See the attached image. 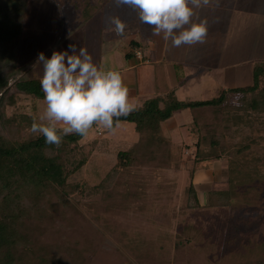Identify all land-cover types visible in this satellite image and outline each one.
I'll list each match as a JSON object with an SVG mask.
<instances>
[{
	"label": "rangeland",
	"instance_id": "rangeland-1",
	"mask_svg": "<svg viewBox=\"0 0 264 264\" xmlns=\"http://www.w3.org/2000/svg\"><path fill=\"white\" fill-rule=\"evenodd\" d=\"M95 1L92 0L91 3L94 4ZM100 4L98 13L96 12L80 29L78 12L68 0H29L23 15L24 26L18 63L25 66L30 62L25 69L26 72L30 71V74H27L30 79L41 80L43 68L42 64L37 63L41 52L46 58H51L55 48L59 47L54 51H70L69 44H76L78 48L84 46L102 70L121 73L129 89V101L136 107L141 106L145 100L160 95H171L181 101H203L218 97L221 91L211 89L215 85L206 86L207 90H201L203 86L198 81V75L203 69L209 72L213 81L217 84L220 82L221 87L224 84L227 89L252 84L253 63L245 62L246 64L238 69L234 68L232 72L224 74L223 70L217 68L226 62L229 56L226 55L231 53V50L216 58L213 45L211 50L199 47L203 53L201 56H193V62L186 60L183 54L179 55L180 59L173 60L174 58L171 59L165 53L164 62L158 64L161 58L154 60L150 57V52H143V56L150 58H146L148 61L144 59V64L140 65V61H136L135 55L131 54L130 62L136 66L124 72L125 63L127 64L124 54L133 52L130 51L132 40L142 42L145 47L149 43L148 38L153 40L155 36L152 34L153 29L148 25L139 27L136 21L137 12L126 5L118 7L113 0H100ZM240 9L241 4H235L232 17L235 18L238 11L241 12ZM110 16H119L126 22L127 28L123 37L117 36L113 26L108 23ZM240 18L235 20L246 26V18ZM78 29L80 30L75 32ZM106 32L118 38L114 54L99 53L98 39ZM69 35L71 37L64 41ZM155 42L158 46L171 45L170 41L163 42V38L160 43L158 40ZM261 44V53L264 54V42ZM258 45L259 43L252 42L248 37L244 45L236 48L238 51L234 50L233 55L241 53L242 57L236 56L235 60L245 58L244 60L248 61L250 57L253 58L252 52ZM168 61H173L171 63L174 64V71L171 73H167ZM137 66L142 71L141 76L140 71L136 70ZM160 68L162 71L166 68V73H160ZM200 78H205V74ZM45 109L44 98L35 99L15 93L14 105L7 107L5 112L17 121L16 116L19 114L35 117L39 121ZM243 113L250 123L238 128L230 125L225 131L226 142L231 146L232 155L225 154L218 160L202 163L194 161L193 158L192 146L196 139L189 135V111L176 114L162 124L161 134L173 144L174 161L182 158L176 172L173 168L164 173V177L177 181L176 186L167 190L166 194L160 186L146 185V189L140 190V194L147 190L145 196L139 193L132 195L135 198L130 201L128 209L115 211V207L112 211L107 209L105 214L100 213L99 215L106 217V221H103L102 217L101 220L94 221L81 215L77 220L79 229L73 233L67 232L68 236L64 238L63 243L59 241L58 246L53 247L58 262L264 264V112ZM30 129L31 125L23 133L32 134ZM140 139L141 135L130 123H119L113 130L95 125L80 141L86 153L90 149L93 153L71 181L88 186L98 185L115 165L117 153L128 150ZM244 147L246 149L239 151ZM204 167L207 173L200 174L198 171ZM156 180L158 184L162 182L160 176H157ZM190 180L197 192L199 206H194L192 201L186 204L184 193ZM228 183L234 188L230 194V203L219 208L206 207L207 194L215 189H226ZM120 190L122 195L126 194L124 189ZM113 199L119 201L117 195ZM66 242H70V246L66 245ZM58 253L60 256H57Z\"/></svg>",
	"mask_w": 264,
	"mask_h": 264
},
{
	"label": "trees",
	"instance_id": "trees-1",
	"mask_svg": "<svg viewBox=\"0 0 264 264\" xmlns=\"http://www.w3.org/2000/svg\"><path fill=\"white\" fill-rule=\"evenodd\" d=\"M91 2L68 0L78 12L79 26L93 18L101 6L100 0ZM28 5L29 0H0V264H67L58 262L53 247L59 241L63 243L67 232L79 229L77 220L81 215L99 221V214L107 209H128L135 198L132 195L140 194L146 185L160 186L166 194L176 186L177 181L164 177V173L173 168L176 172L182 158L174 161L173 144L161 134V125L174 115L183 111L191 115L189 135L196 139L192 146L194 161L202 163L232 155L225 137L227 127L249 124L243 112H264V61L254 64L249 86L223 90L218 97L203 101L155 96L130 115L120 117V123L132 124L141 139L117 153L115 165L101 183L88 186L71 181L93 153L92 149L86 153L80 145L83 136L69 134L59 147L47 145L42 135L23 133L33 118L19 114L17 121L5 112L14 105L15 93L44 98L40 81L30 79L25 71L28 65L18 63L23 15ZM137 44L132 40L131 51L138 48ZM131 54L125 57L130 59ZM157 176L162 179L160 184ZM120 189L126 194L122 195ZM233 189L228 183L226 189L212 190L207 194L206 207L229 204ZM116 195L118 202L113 199ZM184 197L186 204L192 201L199 206L191 180Z\"/></svg>",
	"mask_w": 264,
	"mask_h": 264
},
{
	"label": "clouds",
	"instance_id": "clouds-1",
	"mask_svg": "<svg viewBox=\"0 0 264 264\" xmlns=\"http://www.w3.org/2000/svg\"><path fill=\"white\" fill-rule=\"evenodd\" d=\"M113 2L135 10L141 23L153 29V35L162 36L172 47L179 48L206 42L208 21L200 20L198 12L212 5L218 7L220 0ZM108 23L117 36L125 35L127 24L119 16L108 17ZM68 48L70 51H54L51 58L41 52L37 60L43 68L40 87L46 109L39 121L33 118L30 131L56 147L69 134L86 136L93 125L113 130L119 126L120 117L137 110L129 101V89L119 71L99 68L84 47L69 44Z\"/></svg>",
	"mask_w": 264,
	"mask_h": 264
},
{
	"label": "crops",
	"instance_id": "crops-1",
	"mask_svg": "<svg viewBox=\"0 0 264 264\" xmlns=\"http://www.w3.org/2000/svg\"><path fill=\"white\" fill-rule=\"evenodd\" d=\"M235 4H241V9H240L241 12L238 11V13L236 14V17L234 18V17H232V14L235 13V10H234ZM198 14H199L200 20H203L206 18L208 21L209 31H208V36H207V40L205 43H203V44L198 43V44H195L192 46L184 45V46H181L179 48H174L171 45L169 46L166 44H161L158 46L155 44L156 43L155 40H158V43H160L162 40V36H154L153 40L148 38V42L153 43V44L148 43L145 47L141 44L142 42L136 41L138 43L137 44L138 48L133 50L132 55L134 56L135 50H141V52H142V59L139 60L136 58V61L139 60L140 61L139 64L143 65L145 60L148 61V59H146V58L152 57L154 60L156 58H161L162 62L158 61V64H161L164 62V54L166 53L170 56L171 59L174 58L173 60L180 59L179 55L183 54L186 56V60H188V61L190 60L191 62H193V60H194L193 56H196V55L201 56V53H203V50H201V49L207 48V49L211 50L212 45L215 46V48H213L214 49L213 51L215 53L216 58L219 57L220 54L226 55L225 53L228 52L229 49L231 50V53L226 55V56L229 55L227 57L226 62L217 68L218 70H223L224 74H226L227 72H232L234 70V68L238 69L239 66L246 64L245 62H248L251 64L253 63V65H251L252 71H253L254 62L256 63L259 61H264V54L261 53V51H262L261 42L262 43L264 42V0H220L218 7H216L215 5H212L208 8L199 10ZM239 17H241L242 19L246 18V20H245L246 26L239 24V22H237V20H235L236 18L239 19ZM136 21L138 22L139 27L146 26V24L141 23V21L139 20V17ZM88 22H86V23H88ZM84 25H81L80 29ZM80 29L76 30L75 32H78ZM70 37H71V35H69L66 39H64V41H67V39H69ZM116 37H117L116 35L109 34L108 32L99 36V39H98L99 53L102 52L104 55L114 54L117 50L116 43H118L116 40L118 38H116ZM248 37L251 38L252 42L259 43V45L256 46V48L254 47L255 51L252 52L254 59L252 57H250V59H248V61H245L244 60L245 58L241 59L240 61H236L235 60L236 56H238L239 58H242V57L240 56L241 53L233 55L235 53L234 50H236V48H239L242 45H244L247 42ZM235 38H237L238 40ZM82 39H83V36H82ZM163 42H166V41L163 39ZM151 45L153 46V48ZM199 47L201 49H199ZM58 48L59 47L55 48L54 50H56ZM54 50H53V52H54ZM238 50L239 49H237L236 51H238ZM130 51H131V49H130ZM143 52H145V53L150 52L151 56L150 57H147L146 55L143 56ZM126 54L127 53L124 54V59L126 60L127 64L125 63L126 67H124V69H123L124 72L127 71L128 69L134 68L136 66L130 62V59L125 57ZM230 55H232V56H230ZM234 60H235V62H233ZM171 62H173V61H171ZM171 62L170 61L167 62V64H168L166 66L167 73H169V72L171 73L172 71H174V64ZM27 64L30 65V62H28ZM166 68H163L164 71H162L161 68L158 69V71L160 73H164V72L166 73ZM155 69L153 72L154 77L156 75ZM136 70L140 71L139 75L141 76V73H142L141 69L138 68V66H137ZM27 73L30 74V71H28ZM202 74H205L206 79L200 78ZM36 80L40 81V79H36ZM198 81H199V83H202L203 87L201 90H204V89L207 90L208 88L206 86H209V85H212V86L215 85V87H213V88L211 87V89H216L219 91L233 89V88L227 89L224 84H223V87H221L222 84L220 82L217 84L216 81H213L212 78L209 76V72L206 71L205 69H203V71L200 73V75H198ZM210 83H212V84H210ZM200 87H201V85H200ZM166 92H168V91H166ZM160 96L163 97L166 95H160ZM205 170L206 169L204 167L203 169H200L198 172H201L200 174H205V173H207V170L206 171Z\"/></svg>",
	"mask_w": 264,
	"mask_h": 264
},
{
	"label": "built area",
	"instance_id": "built-area-1",
	"mask_svg": "<svg viewBox=\"0 0 264 264\" xmlns=\"http://www.w3.org/2000/svg\"><path fill=\"white\" fill-rule=\"evenodd\" d=\"M134 55L137 59L141 60L142 59V53L140 50H135Z\"/></svg>",
	"mask_w": 264,
	"mask_h": 264
}]
</instances>
